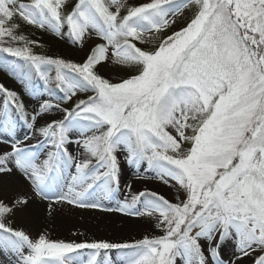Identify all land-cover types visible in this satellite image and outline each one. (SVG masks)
Listing matches in <instances>:
<instances>
[{
    "label": "snow or ice",
    "instance_id": "6c2138e0",
    "mask_svg": "<svg viewBox=\"0 0 264 264\" xmlns=\"http://www.w3.org/2000/svg\"><path fill=\"white\" fill-rule=\"evenodd\" d=\"M21 21L92 46L79 61L37 54ZM109 60L117 79L99 71ZM0 70L37 102L0 84V250L16 264H114L112 250L118 264H264V0H0ZM124 165L174 189L128 182L106 209L151 233L77 242L12 226L34 203L21 180L51 216L103 208Z\"/></svg>",
    "mask_w": 264,
    "mask_h": 264
},
{
    "label": "rangeland",
    "instance_id": "374dc122",
    "mask_svg": "<svg viewBox=\"0 0 264 264\" xmlns=\"http://www.w3.org/2000/svg\"><path fill=\"white\" fill-rule=\"evenodd\" d=\"M129 2L131 0H128ZM139 1V0H136ZM27 2V0H26ZM128 2V3H129ZM144 2V0L139 1ZM68 3H71V0H68ZM190 15V10H185V17H181L178 20L177 27L186 18ZM41 34L45 40L50 44L51 48L56 52H59L62 55L69 56L73 60H81L85 52L89 49L91 41L86 44V47L81 50L79 47H74L67 40H61L54 33L49 30L41 29L38 27ZM99 42V41H97ZM99 71L101 74L105 75L111 79H117L121 75L119 70H115V66L112 65L109 60L104 64ZM54 75V72L52 73ZM0 80L5 85V87L11 88L21 94L22 99L29 111L36 106V100L27 95L24 92L23 87L20 83H17L13 78L7 76L2 70H0ZM41 84V88H42ZM90 94V93H89ZM57 95L59 93L57 92ZM44 98H47L45 95ZM84 98V94H80L77 99ZM75 100L69 103L67 106L71 107V104H74ZM51 118L59 119L61 116L59 114L53 113ZM45 120L49 117H45ZM44 121L42 120L41 123ZM29 130L22 124L18 123L16 128V134L20 138L24 133H27ZM35 142V141H33ZM69 151L74 155H78V147L75 143L68 146ZM146 167V165H145ZM125 173L128 174L129 180L132 183L133 191L141 190L145 187L152 190H157L161 194L165 195L167 198L172 199L174 194V189H170L168 186L161 184L158 181L146 179L145 174L143 173V168L137 172V170L132 167L129 168L127 165H124ZM74 171V169L72 170ZM121 179V191L116 193L112 199L103 201V208H98L100 211L106 212V209H114L117 206L118 201H123L125 199L126 192L124 190L123 175ZM19 175V174H18ZM150 175V174H147ZM139 177V178H137ZM19 190L28 192L30 201H33L29 211L24 212L23 214H17L14 217H10L14 228H22L30 237L35 238L41 233H44L50 236L52 239H63V240H77V237H84L88 241L92 240H107L110 242L121 243L125 241H132L134 239L141 238L144 234L152 232V227L147 220H143L142 224L133 225L134 223H115L111 220L104 221L101 218L96 217H86L83 214L79 213V207L73 205H67V211L62 213V210L54 209L51 216H49L47 211V202L39 200L32 193L27 183L21 180ZM111 204H114L111 206ZM114 216L120 218L124 214L111 211ZM91 250H85L83 255L85 257L89 256ZM108 256L113 260L114 264H118L121 253L117 250H112L108 253ZM101 264H103V255L99 257ZM0 264H16V257L14 254L0 250Z\"/></svg>",
    "mask_w": 264,
    "mask_h": 264
},
{
    "label": "trees",
    "instance_id": "16d2710c",
    "mask_svg": "<svg viewBox=\"0 0 264 264\" xmlns=\"http://www.w3.org/2000/svg\"><path fill=\"white\" fill-rule=\"evenodd\" d=\"M140 1V0H139ZM139 1L136 0H131L129 4H135V3H140ZM19 34H22L26 39L31 40V41H36L34 45H31L33 51L37 54H42V55H48V56H53V57H62L64 59H71L69 56H65L60 54L59 52H56L54 49L51 48L50 44L45 40L43 35L41 34L40 30L36 26H31L27 25L24 22H20V28H19ZM91 47V46H90ZM89 47V48H90ZM11 59V58H9ZM77 61V60H75ZM4 73H6L7 76H10L13 78L17 83H20L14 76L10 75L7 71L2 70ZM38 87H41L42 82L37 79L36 81ZM0 84L2 83V80H0ZM12 226L14 227L13 223ZM22 229V228H19ZM87 240L84 237H77V242L79 241H85ZM88 241V240H87Z\"/></svg>",
    "mask_w": 264,
    "mask_h": 264
},
{
    "label": "bare ground",
    "instance_id": "6f19581e",
    "mask_svg": "<svg viewBox=\"0 0 264 264\" xmlns=\"http://www.w3.org/2000/svg\"><path fill=\"white\" fill-rule=\"evenodd\" d=\"M24 134H26V133H24ZM23 135H22V137H23ZM128 176H129L128 174L123 175L124 184L130 182ZM45 202H47V201H45ZM46 204H48V202ZM112 205H114V204H111V206ZM55 209L62 210V213H65V211H67L66 204H64L63 206L56 205ZM78 211H79V213L83 214V216L101 218L104 221L111 220V222L126 223V224L131 222V223H134L133 225H139V224L143 223V220H140L139 218H133V217H129L126 215H123L120 218H118L117 216H114V214H112L111 211L103 212V211H100L98 208H96V209L79 208Z\"/></svg>",
    "mask_w": 264,
    "mask_h": 264
}]
</instances>
